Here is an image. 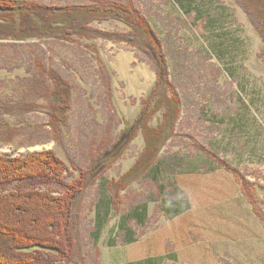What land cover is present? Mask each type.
<instances>
[{"label":"rangeland","instance_id":"obj_1","mask_svg":"<svg viewBox=\"0 0 264 264\" xmlns=\"http://www.w3.org/2000/svg\"><path fill=\"white\" fill-rule=\"evenodd\" d=\"M16 1L63 9L96 5ZM131 3L158 39L181 115L155 163L128 180L115 203L110 183L142 155L140 131L83 194L77 208L81 256L72 264H264L262 39L236 0ZM88 26L108 36L131 29L116 19ZM103 35L0 39V155L54 150L73 179V162L86 170L109 135L118 139L126 122L135 123L157 65L138 46ZM99 59L111 73L112 98ZM38 63L72 87L68 124L58 130L49 125L45 90L35 83Z\"/></svg>","mask_w":264,"mask_h":264},{"label":"trees","instance_id":"obj_2","mask_svg":"<svg viewBox=\"0 0 264 264\" xmlns=\"http://www.w3.org/2000/svg\"><path fill=\"white\" fill-rule=\"evenodd\" d=\"M94 2L96 5L85 10L0 0L2 40L23 41L40 35L64 40H72L74 36L94 38L103 33L91 30L89 22L116 19L128 25L131 28L129 32L103 37L138 46L155 61L159 72L154 86L142 100V111L135 123L129 125L126 122L118 139L112 140V135H109L86 170L73 162L72 168L78 173L73 179L68 164L54 150L17 158L0 155V264L75 262V258L81 256L82 248L77 208L86 190L120 160L140 131L146 139L142 155L119 181L110 183L115 203L118 190L125 189L128 180L153 165L163 146L174 135L181 115L180 99L170 88L165 57L160 53L158 39L152 34L148 22L132 6V0H123L122 3L107 0ZM236 2L248 15L263 41L261 57L264 61V0ZM99 62L104 86L112 98L111 73L100 59ZM38 66L40 77L35 78V83L45 90L43 97L48 102L49 125L58 130L60 125L68 124L72 87L56 69L46 70L42 63ZM159 113H162L161 120L154 127L151 122Z\"/></svg>","mask_w":264,"mask_h":264}]
</instances>
